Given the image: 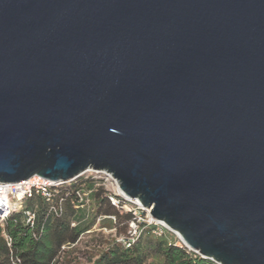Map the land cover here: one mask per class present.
<instances>
[{
    "label": "water",
    "instance_id": "water-1",
    "mask_svg": "<svg viewBox=\"0 0 264 264\" xmlns=\"http://www.w3.org/2000/svg\"><path fill=\"white\" fill-rule=\"evenodd\" d=\"M89 169L264 264V0H0V182Z\"/></svg>",
    "mask_w": 264,
    "mask_h": 264
},
{
    "label": "trees",
    "instance_id": "trees-1",
    "mask_svg": "<svg viewBox=\"0 0 264 264\" xmlns=\"http://www.w3.org/2000/svg\"><path fill=\"white\" fill-rule=\"evenodd\" d=\"M83 184L92 191L88 208H75L74 195L62 193L61 210L54 215L48 212L45 200L35 196L24 203L25 210L35 213L32 229L25 225L21 211L13 212L4 226L0 225V264H14L16 260L18 264H214L172 245L170 234L153 236L150 228L142 229L128 248L118 243L116 236L98 230L111 229L115 225L112 219L104 218L103 226L94 230L97 219L105 216L114 217L125 230L131 215L110 206L103 189L95 187L96 182ZM72 222L76 226L72 227ZM4 233L10 236L11 247ZM62 246L66 248L62 250Z\"/></svg>",
    "mask_w": 264,
    "mask_h": 264
},
{
    "label": "built area",
    "instance_id": "built-area-1",
    "mask_svg": "<svg viewBox=\"0 0 264 264\" xmlns=\"http://www.w3.org/2000/svg\"><path fill=\"white\" fill-rule=\"evenodd\" d=\"M86 181H94L96 182L95 187H103L104 195L110 206L131 215L126 234L116 238L118 243L126 248L131 247L140 231L144 228H150L153 236L161 237L170 234L172 245L192 252L178 234L170 231L163 223L153 219L149 215V209L143 207L137 199L124 195L120 191L116 179L106 171L89 169L67 181H51L33 176L17 183L0 182V225L4 226V223L13 212L21 211L25 225L32 229L35 225V213L25 210L24 203L35 196L44 199L48 204V212L54 215H57L61 210L63 199L59 196L62 193H65L66 196L71 193L74 195L75 208H88L92 191L84 187L83 183ZM57 198L59 199L57 200ZM102 218L115 221L112 216ZM99 221L100 218L97 219V222ZM71 226H76V223L72 222ZM99 230L107 231L106 228H100ZM33 236L36 237V234L33 233ZM4 239L7 246L11 247L12 240L10 236L4 233ZM65 248V246H62L61 249L64 250ZM13 263L18 264L19 260L13 261Z\"/></svg>",
    "mask_w": 264,
    "mask_h": 264
},
{
    "label": "rangeland",
    "instance_id": "rangeland-1",
    "mask_svg": "<svg viewBox=\"0 0 264 264\" xmlns=\"http://www.w3.org/2000/svg\"><path fill=\"white\" fill-rule=\"evenodd\" d=\"M101 188H103V187H101ZM104 190V189H103ZM103 219L104 218H102V217H100V221L99 222H96V225H95V227H94V230H96V231H98L97 229H95V228H98V227H101V226H103V225H101L102 223H103ZM115 225L110 229V228H106V230L107 231H101L103 234H105V235H109V234H111L112 236H116V237H118V236H124L125 234H126V231H127V229H125V230H123V228H124V225L122 224V223H119V222H117V221H114L113 222ZM117 223V224H116ZM102 228H105V227H102ZM127 228V227H126ZM86 240V239H85ZM84 241V240H83ZM79 246H81V244L79 245ZM83 246V245H82ZM84 258V257H83ZM83 260V259H82ZM84 261V260H83Z\"/></svg>",
    "mask_w": 264,
    "mask_h": 264
}]
</instances>
